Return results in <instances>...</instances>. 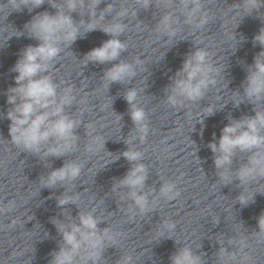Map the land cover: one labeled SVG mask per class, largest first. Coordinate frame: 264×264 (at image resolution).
<instances>
[{
	"label": "clouds",
	"instance_id": "clouds-1",
	"mask_svg": "<svg viewBox=\"0 0 264 264\" xmlns=\"http://www.w3.org/2000/svg\"><path fill=\"white\" fill-rule=\"evenodd\" d=\"M45 2L46 0H6V3L0 5L10 9L9 13L22 11L24 8L32 12ZM47 2L56 9L54 14L48 11L38 12L24 25V31L16 30L18 34L12 35L19 37L26 32L29 38L38 43L22 49L11 68V71L16 73L15 86L7 89V104L10 107L6 113H0V118L6 117L10 121V141L23 152L34 154L42 161H46L45 166L50 168L47 158L67 155L77 142L78 135L75 129L81 124L80 120L66 112V108L72 106L76 99L72 88L65 87L58 91L60 86L49 71L52 61L63 50L61 46L70 48L78 38L97 29L110 35L112 38L102 42L101 46L94 47L83 57L85 65L90 62L107 64L119 61L104 70L102 79L107 82V86L112 83H130L137 75L135 65L141 61L137 59L134 65L121 59V54L126 51L127 46L119 37L125 31L126 23L123 21L129 15V8H119L111 23L99 26V22L106 20L108 14L113 12L115 8L113 3H107L106 7L98 12V6L104 0H63L60 4H57L56 0ZM173 3L174 0H135V4L145 10L153 4L159 8L161 5ZM179 5L185 15L186 24L201 28L207 23L208 17L202 10V0H179ZM260 8H264V0H240L235 11L245 12L247 14L244 16H247ZM73 12L79 13L81 17L79 21L73 19L71 15ZM131 14L136 16L137 10L132 9ZM85 15L87 20L84 19ZM177 23V19L166 12L160 17L156 29L162 35L174 37L177 31L174 25ZM82 27L85 31L81 34ZM12 36L7 38L4 46ZM252 42L253 46L258 44L261 51L255 55L253 63L246 66V77L242 83L243 93L241 94L239 90L234 93L242 97L235 106L238 107L246 100L254 105L255 114L245 115L240 119L229 116V122L221 129L218 140L213 133V140L207 145L213 154L216 174L222 185L231 184L234 180L239 181L238 186L242 191L235 201L241 206L255 202L257 192L250 194L247 186L254 181L264 180V110L256 107L264 102V26L253 36ZM221 71V68L210 62L206 50L196 47L183 61L182 67L170 78L171 83L165 89L167 102L177 106L182 105L185 100L196 102L203 99L209 87L216 84L215 76ZM138 96L139 92L135 87L127 88L123 93L134 129L140 134L138 139L143 142L148 133L147 115L138 104ZM217 110L219 109L209 108L207 116L213 115ZM136 139L137 137L133 136L125 141L128 148L120 155L131 167L123 178L116 180L113 187L128 189L127 197L141 212H145L149 205V193L144 191L148 168L142 162L143 153L132 146ZM88 151H93L91 146L88 147ZM242 154H248L247 163H242L234 170L233 160ZM81 170V163L66 160L62 167L51 170L47 175H41L39 183L48 189H55L58 186L65 188V192L56 197L58 207L63 209L68 204L76 205L77 198L68 194L67 186L80 177ZM175 189L174 183L165 181L160 186L159 197L172 200L179 195ZM156 200L157 198H154L153 203ZM14 208V201H9L6 205L0 202V216L12 212ZM100 221L94 215V210L79 211L75 218L70 217L68 223L59 218H52L51 222L55 225L61 240L58 250L50 253L51 259L48 264H102L105 241L112 237L107 228L98 227ZM164 228L171 232L175 225L165 222ZM255 235L264 239V213L258 217V231ZM161 237H164L162 233ZM221 251L225 252L226 249ZM169 259L170 264H203L202 256L186 245L179 247ZM228 259H235V255ZM124 264H132V257H125ZM224 264H227V259L224 260Z\"/></svg>",
	"mask_w": 264,
	"mask_h": 264
}]
</instances>
